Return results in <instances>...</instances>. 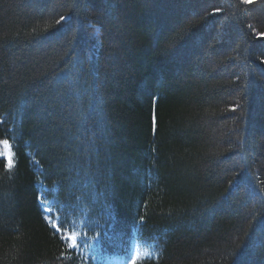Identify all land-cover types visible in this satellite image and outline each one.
Here are the masks:
<instances>
[{
	"label": "trees",
	"instance_id": "16d2710c",
	"mask_svg": "<svg viewBox=\"0 0 264 264\" xmlns=\"http://www.w3.org/2000/svg\"><path fill=\"white\" fill-rule=\"evenodd\" d=\"M262 34L264 0H0V264H264Z\"/></svg>",
	"mask_w": 264,
	"mask_h": 264
},
{
	"label": "snow or ice",
	"instance_id": "6c2138e0",
	"mask_svg": "<svg viewBox=\"0 0 264 264\" xmlns=\"http://www.w3.org/2000/svg\"><path fill=\"white\" fill-rule=\"evenodd\" d=\"M246 3H251L252 0H245ZM64 17H61V20H63ZM264 35V34H262ZM0 147H4L6 151L0 152V159H3L5 161V168L6 170L11 171L16 166V159L15 154L12 151L13 145L11 142L7 139L0 140ZM46 203V201H42V204ZM45 213H50V208H44L43 209ZM141 219H143L141 217ZM48 222L50 226H52L57 233L61 234V239L68 245L69 248H77L79 247L80 239L82 238V235L80 233H67L63 232V230L60 228L58 223H53L51 218H48ZM141 256V253L137 251L132 257L130 264H138L139 258Z\"/></svg>",
	"mask_w": 264,
	"mask_h": 264
},
{
	"label": "rangeland",
	"instance_id": "374dc122",
	"mask_svg": "<svg viewBox=\"0 0 264 264\" xmlns=\"http://www.w3.org/2000/svg\"><path fill=\"white\" fill-rule=\"evenodd\" d=\"M253 1V0H252ZM6 151V149H5ZM137 252V249L135 251H133V248H132V251L129 253V257H130V260H131V257ZM130 260H125V259H119V260H115L114 264H129L130 263Z\"/></svg>",
	"mask_w": 264,
	"mask_h": 264
}]
</instances>
